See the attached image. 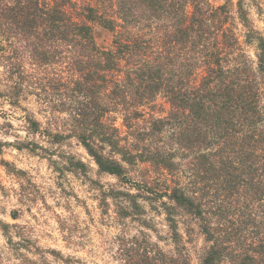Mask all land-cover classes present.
Wrapping results in <instances>:
<instances>
[{
    "label": "clouds",
    "instance_id": "obj_1",
    "mask_svg": "<svg viewBox=\"0 0 264 264\" xmlns=\"http://www.w3.org/2000/svg\"><path fill=\"white\" fill-rule=\"evenodd\" d=\"M34 2L31 31L0 26V264H264V0H162L151 20L139 10L126 18L121 0ZM193 16L203 24L183 51L161 46ZM218 34L219 79L207 55ZM138 38L150 46L118 54ZM145 63L168 69L151 94L136 78ZM193 91L207 122L193 115ZM201 158L217 174L230 164L239 183L230 190ZM173 189L202 213L178 206Z\"/></svg>",
    "mask_w": 264,
    "mask_h": 264
},
{
    "label": "trees",
    "instance_id": "obj_2",
    "mask_svg": "<svg viewBox=\"0 0 264 264\" xmlns=\"http://www.w3.org/2000/svg\"><path fill=\"white\" fill-rule=\"evenodd\" d=\"M172 7H175L173 5ZM120 12L124 14V16L127 18L129 16H133V13L137 10L140 11L141 18H146L151 20L153 17L156 19H160L161 16L159 13L164 9V4L162 0H121V3L119 5ZM37 13V7L34 2V0H15V7H7L6 6V0H0V26L3 24H8L11 22L12 25H14L17 30L23 31V32H29L31 31V28L34 25V17ZM171 15V13H169ZM92 14L91 11H89V16L85 17V19H91ZM63 19V14L54 11L50 16L49 20L51 22V27L53 29L56 28V22ZM135 17H133L134 21ZM133 21H129L130 23ZM114 21H107L105 22V26L112 30V25ZM178 24H186L185 28H175V31L170 34V38L166 40L161 41V46L172 45L173 47L179 45L180 47L177 48V52L183 51V48L187 47L189 44V36L190 32L193 31L192 25L196 23L203 24V21H197L195 17H188L185 20L177 21ZM89 30L84 27L80 26L78 29V33H83L84 37L87 38ZM61 39H67V32L60 34ZM203 34L201 33L200 36L197 37L195 41L191 43V47L189 48V51H195V49L198 47V45L202 42ZM224 37L220 34L217 35L216 40L213 43V47L217 49L216 53H208L207 55L213 59V62L218 66L216 69V77L219 79L224 76L223 69L219 67L221 61L223 60V53L221 51L222 45H223ZM112 44H117L118 41L113 40L111 42ZM145 46H150L149 42L144 41L142 39H136L133 40L130 44H124L118 49V54L127 52L129 49L133 51V53H140L142 49ZM83 54V49L81 50ZM107 54V53H106ZM172 61L169 60L168 63H171ZM96 67H99V65H96ZM108 67H111L109 65ZM168 71L167 66L163 63L156 64L152 66L150 63H145L140 69H137L136 72V78L141 82V86L145 87V91L151 94L153 91L157 90L159 87L163 84V78L165 72ZM208 71L207 69L205 70ZM195 72L196 70L187 72L185 75L186 77H192L195 78ZM205 75L203 77H199L198 82V88H206L207 85L211 82L209 79V76ZM147 77L148 81H155L156 83H148L145 85L144 78ZM106 78V77H105ZM92 76L89 75L86 77V80H91ZM170 79V77H169ZM179 86H183L185 81L181 80L177 82ZM192 80H188V84L191 85ZM79 87V86H78ZM92 90L89 89V92ZM232 91L231 85L223 88V89H217V92L215 93L216 97H228L229 93ZM139 94V93H138ZM209 97H211L213 94L208 93ZM192 98L193 103L191 105L193 115L195 119L197 120H204L208 121L209 114L204 112L203 105L200 103V97L198 96L196 91L192 92ZM182 103H186L185 101H182ZM86 115V113H85ZM139 114H134V118H138ZM214 123L217 127H220L224 124V121L222 120L219 113H217L214 117ZM127 127V125H125ZM154 131H158L156 126L154 125ZM187 142L191 144H195L199 142V137L197 136H190L185 138ZM250 159L249 156L242 157L241 163L242 165L247 162V160ZM199 167L205 168V170L212 174V176L217 175H223L225 179V183L229 186V189H233L235 184L239 183V177L232 175L231 165L225 164V166L221 169V172L217 174L213 171L211 165L207 163V160L205 158H201L199 161ZM110 170L118 172V169L111 168ZM248 175L250 176V180L248 182L249 187L253 189L254 191H260L258 186L256 184L252 183V180L256 179V170L251 169V166H249ZM235 183V184H234ZM206 195V193H205ZM173 198L177 200V204L186 206V210L191 211L192 209H195L196 214L200 215L203 211V208L200 204H197L194 202L191 198H186L183 193H180L179 190L173 189ZM264 210V209H262ZM223 251V250H221ZM214 256L220 255V253H213ZM205 264H211V257L205 261Z\"/></svg>",
    "mask_w": 264,
    "mask_h": 264
},
{
    "label": "rangeland",
    "instance_id": "obj_3",
    "mask_svg": "<svg viewBox=\"0 0 264 264\" xmlns=\"http://www.w3.org/2000/svg\"><path fill=\"white\" fill-rule=\"evenodd\" d=\"M104 43H105V46H107V43H108V42H107V41H105Z\"/></svg>",
    "mask_w": 264,
    "mask_h": 264
}]
</instances>
